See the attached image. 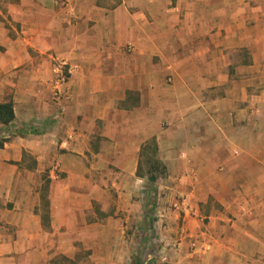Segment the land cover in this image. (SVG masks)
Returning <instances> with one entry per match:
<instances>
[{"label": "crops", "instance_id": "obj_1", "mask_svg": "<svg viewBox=\"0 0 264 264\" xmlns=\"http://www.w3.org/2000/svg\"><path fill=\"white\" fill-rule=\"evenodd\" d=\"M6 102L0 264H145L160 189L185 264H264V0H0Z\"/></svg>", "mask_w": 264, "mask_h": 264}, {"label": "rangeland", "instance_id": "obj_2", "mask_svg": "<svg viewBox=\"0 0 264 264\" xmlns=\"http://www.w3.org/2000/svg\"><path fill=\"white\" fill-rule=\"evenodd\" d=\"M141 167L144 169L147 165L142 164ZM163 191L164 189L155 190L150 195L152 200H150V204L148 205L150 216L148 217L147 228L149 230L146 234V243L143 245L142 249L136 252V256H138L139 260L143 259L145 264H185L187 261L182 260H186V255L184 253L187 250L183 247L180 249V252L175 251L174 249H176V247L172 246V243H170L172 234L169 233V235H167L162 230L166 224L172 222L171 219L165 222V218L162 217V215L159 216L155 214V209L159 207L158 197H163V193L165 192ZM217 208L218 205L214 207V209ZM174 220L176 221L177 219ZM177 224L180 226L182 222H178ZM160 230L161 232H159ZM189 249L190 247H188V250Z\"/></svg>", "mask_w": 264, "mask_h": 264}, {"label": "trees", "instance_id": "obj_3", "mask_svg": "<svg viewBox=\"0 0 264 264\" xmlns=\"http://www.w3.org/2000/svg\"><path fill=\"white\" fill-rule=\"evenodd\" d=\"M13 119L12 107L9 102L0 103V124L7 125ZM1 146V143H0ZM150 152L154 151V146L148 144L147 146ZM150 164H146L147 167L142 169L140 165H138L136 170V175L142 177L146 175L150 182H153L157 178H162L165 175V168L162 164H160L157 160H150Z\"/></svg>", "mask_w": 264, "mask_h": 264}, {"label": "built area", "instance_id": "obj_4", "mask_svg": "<svg viewBox=\"0 0 264 264\" xmlns=\"http://www.w3.org/2000/svg\"><path fill=\"white\" fill-rule=\"evenodd\" d=\"M56 72L59 74V71L58 70ZM58 78H59V76H58ZM60 79L62 80V78H60ZM61 82H63V81H61ZM54 97L55 98L58 97V91L57 90L54 92Z\"/></svg>", "mask_w": 264, "mask_h": 264}]
</instances>
